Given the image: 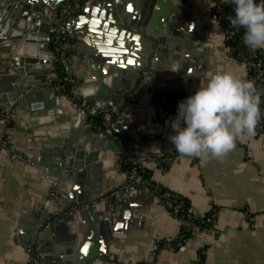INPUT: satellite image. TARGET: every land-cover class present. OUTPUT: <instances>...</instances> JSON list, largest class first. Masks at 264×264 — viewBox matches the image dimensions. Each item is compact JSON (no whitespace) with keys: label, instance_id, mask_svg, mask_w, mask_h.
Masks as SVG:
<instances>
[{"label":"crops","instance_id":"1","mask_svg":"<svg viewBox=\"0 0 264 264\" xmlns=\"http://www.w3.org/2000/svg\"><path fill=\"white\" fill-rule=\"evenodd\" d=\"M69 1L49 4L45 17L60 24L62 18L53 13ZM214 4L123 0L128 11L125 24L148 32L151 25L161 37L153 59L154 83L161 92L147 104L122 109L111 126V139L103 140L105 130L95 126V119L85 120L74 111L65 95H50L34 107L26 101L27 105L6 108L11 129L0 124L10 144V150H0V264H29L27 245L48 264H264V133L241 136L226 156L205 162L181 157L171 143L176 124L186 126L177 120L181 101L163 118L155 116L156 108L170 99L168 94H173L170 102L181 87L192 95L210 73L245 78L244 66L224 42L222 26L211 17ZM226 4L234 14L235 6ZM83 10L66 19L67 40L56 53L60 63L46 75L52 90L62 75H69L76 79L74 96L84 99L80 89L94 88L93 101H102L104 108L87 102L91 108L114 109L119 98L102 97L96 91L97 79L116 85L119 69L139 60L143 52L125 30H115L113 23ZM56 27L50 25L51 38ZM7 55L11 54L0 51V61L4 63ZM107 121L103 128L109 129ZM69 141L72 161L76 144L83 145L80 168L59 165ZM126 153L133 158L122 159ZM129 163H136L149 181L181 197L190 213L205 221L185 226L144 182H129V170L124 169ZM84 197L87 205L70 209ZM61 212L65 223L50 228L53 215ZM186 228L189 235L178 250L154 249L163 240L180 237Z\"/></svg>","mask_w":264,"mask_h":264},{"label":"water","instance_id":"2","mask_svg":"<svg viewBox=\"0 0 264 264\" xmlns=\"http://www.w3.org/2000/svg\"><path fill=\"white\" fill-rule=\"evenodd\" d=\"M61 1L0 0V51L11 54L5 56L4 63L0 61L1 108L16 107L20 104L27 105L26 101H29L30 106L34 107L43 99L47 100L50 95H56V92L51 89V81H48L46 74L60 63L56 54L59 47L55 46L49 29L52 24L58 26L59 21L56 22L52 18H46L45 15L49 12V4L59 5ZM105 2V0H94L83 11L84 13H97L102 19L106 20V23H113L115 30H125L134 45L143 52L139 60L134 63L127 62L124 68L119 69L116 74V85H105L97 79L99 86H96V91L100 95L102 94V97L117 96L119 98V103L115 104L113 108L120 115L122 109L138 103L147 104L150 102L151 96L161 92V89L156 88L154 83L156 65L153 60L157 54L161 37L151 25L148 28L152 29V32L149 33L146 30L134 29L125 24L124 20L128 11L123 5V0H110L107 4ZM1 35L4 37H1ZM55 35L58 36L57 31ZM22 41L26 43V53L24 55H22L24 46ZM139 43H141L140 46ZM80 91L89 104L104 108L101 105L102 101L94 103V88H81ZM164 92L170 93V90L165 89ZM175 94L181 95L182 101L185 96H188L186 89L183 87ZM172 95L168 94L170 99H167V103L172 100ZM136 96L137 101L134 102L132 99H136ZM155 103L160 104L161 102L156 100ZM175 105L176 103H171L172 107ZM93 111H95L94 108ZM115 119V117L108 118L109 132L104 131L101 133L103 140L111 139V126L115 123ZM118 142V140L114 141L115 144H118ZM71 145L72 143L69 141L66 147L62 148L59 165L63 167L72 165L75 168H80L84 163L81 159H78L82 157L83 145L76 144L75 161H72L69 155ZM127 147L132 149L133 145ZM126 157L133 158L129 153L121 156L122 159H126ZM118 162L119 155L114 159V163ZM96 195L99 194L96 193L89 198L92 199ZM87 200V197L78 198L72 209L77 210L82 204H86L85 201ZM62 215L63 212L53 215L54 219L51 221L50 228L65 223L66 216ZM76 250L82 251V248Z\"/></svg>","mask_w":264,"mask_h":264},{"label":"clouds","instance_id":"3","mask_svg":"<svg viewBox=\"0 0 264 264\" xmlns=\"http://www.w3.org/2000/svg\"><path fill=\"white\" fill-rule=\"evenodd\" d=\"M234 7L228 19L232 29H244L243 43L252 50L264 48V0H223ZM261 90L255 81L216 71L207 82L178 104L175 135L170 137L181 157L221 159L239 137L254 136L261 118Z\"/></svg>","mask_w":264,"mask_h":264},{"label":"built area","instance_id":"4","mask_svg":"<svg viewBox=\"0 0 264 264\" xmlns=\"http://www.w3.org/2000/svg\"><path fill=\"white\" fill-rule=\"evenodd\" d=\"M214 8L211 14V17L217 22L220 19H225L229 22L230 9L226 7V3L223 0H213ZM94 0H72L63 5H61L57 10L53 13V16H60L62 18V22L56 27L58 32V36H54V44L57 47H60L67 40V22L66 19L69 17H73L77 13H79L86 6L93 3ZM224 33V42L227 45V48L236 60H238L245 68V78L251 79L255 81L257 89L261 90L264 93V48H258L256 50L250 49L243 43V35L244 29H240L239 31L232 29L231 25L222 27ZM150 33V32H149ZM67 84L71 87L76 84V79L69 75H62L58 81L53 85V90L60 95H65L69 100L70 105L73 110L78 112L85 120L89 117L90 114L99 115L104 121L102 122L105 125V121L108 118L119 116L118 111L114 109H104L100 111H93L91 106L87 103V101L83 98L76 97L72 94L71 90L67 89ZM260 84V86H259ZM169 103H166L165 106H168ZM163 105H159L155 110V116L159 119L163 118L166 115V108ZM261 118L256 126L255 135H259L264 133V94L261 95ZM0 124L5 129H11V113L0 107ZM95 124V122H94ZM96 126V124H95ZM100 130L109 131L108 128H103L97 126ZM0 150H10V144L7 139L6 133H0ZM19 156V154H18ZM141 160L142 157H139ZM127 178L130 181L135 182H144L151 190L154 192L156 197L162 202L163 206L166 208L168 212L172 215L177 216L179 212L183 211V203L181 200H178L177 195L168 190L161 188L159 185L149 181L144 176V171L137 169H131L127 173ZM127 183L124 187H127ZM87 205V204H85ZM82 206V205H81ZM73 205H71V208ZM249 219H253V217H249ZM185 226L192 228L195 226V223L190 219L189 215L183 219ZM184 239L174 244L171 240H163L157 243L154 246V249L160 250L162 248H167L170 250H178L183 244ZM26 252L29 257V264H48L39 254L38 250L33 246L27 245Z\"/></svg>","mask_w":264,"mask_h":264},{"label":"trees","instance_id":"5","mask_svg":"<svg viewBox=\"0 0 264 264\" xmlns=\"http://www.w3.org/2000/svg\"><path fill=\"white\" fill-rule=\"evenodd\" d=\"M226 7L229 9V6L226 4ZM230 13H231V15H234L233 14V12L232 11H230ZM218 23L222 26V27H225V26H228V25H230V23H228L225 19H220L219 21H218ZM67 89L68 90H71L72 89V87L69 85V84H67ZM188 96H190V95H188ZM188 96H185V99L188 97ZM174 97V101L173 102H170L169 104H168V106H165V103L163 104V106H165V108H166V110H170V109H172L173 107L171 106V103H175V102H177V101H182L181 100V95H174L173 96ZM184 99V100H185ZM89 118H92V119H95V124H97V126H100V127H103L104 125L102 124V122L104 121L101 117H99V115H93V114H90L89 115ZM140 167L136 164V163H129V164H125L124 165V169L127 171V170H131V169H137L138 171H140V169H139ZM144 176H145V178H147V175H146V173L144 172ZM162 188V187H161ZM177 195V194H176ZM177 197H178V200H181L182 201V203H183V211L182 212H179L178 214H177V216L176 217H178V218H180V219H184L185 217H186V215H189L190 216V219L195 223V226H198V225H200V224H202L204 221H205V219L203 218V217H194L191 213H190V211H189V209H188V207H187V204H186V202L181 198V197H179L178 195H177ZM194 226V227H195ZM193 228V227H192ZM189 235V230L186 228L185 230H184V233L180 236V237H178V238H175V239H172L171 241L174 243V244H176V243H178L179 241H182L183 239H185V237L186 236H188Z\"/></svg>","mask_w":264,"mask_h":264}]
</instances>
